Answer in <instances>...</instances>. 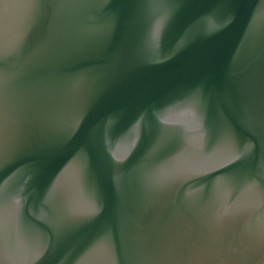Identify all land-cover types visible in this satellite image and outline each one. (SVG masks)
Segmentation results:
<instances>
[{
  "label": "water",
  "instance_id": "obj_1",
  "mask_svg": "<svg viewBox=\"0 0 264 264\" xmlns=\"http://www.w3.org/2000/svg\"><path fill=\"white\" fill-rule=\"evenodd\" d=\"M0 264H264V0H0Z\"/></svg>",
  "mask_w": 264,
  "mask_h": 264
}]
</instances>
